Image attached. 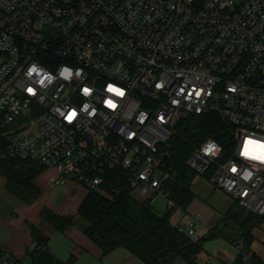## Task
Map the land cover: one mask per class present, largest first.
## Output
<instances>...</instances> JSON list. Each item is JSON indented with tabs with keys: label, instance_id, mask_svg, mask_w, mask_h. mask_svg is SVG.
I'll return each mask as SVG.
<instances>
[{
	"label": "built area",
	"instance_id": "obj_1",
	"mask_svg": "<svg viewBox=\"0 0 264 264\" xmlns=\"http://www.w3.org/2000/svg\"><path fill=\"white\" fill-rule=\"evenodd\" d=\"M190 114L235 130L229 151L207 138L187 165L264 218V0H0L3 154L94 190L123 170L136 196L171 209L161 146ZM197 220L176 225L193 235Z\"/></svg>",
	"mask_w": 264,
	"mask_h": 264
},
{
	"label": "trees",
	"instance_id": "obj_2",
	"mask_svg": "<svg viewBox=\"0 0 264 264\" xmlns=\"http://www.w3.org/2000/svg\"><path fill=\"white\" fill-rule=\"evenodd\" d=\"M235 127L229 121L216 114H190L179 122L176 133L168 140L162 150L166 171L169 173L167 192L175 202L171 209L157 212L151 200L136 196L129 185V175L123 170L107 172L99 190L91 189L80 204L77 215L87 224L81 230L97 247L102 256L123 247L139 257L144 264H175L184 259L196 263L204 249L205 237H195L180 232L171 221L178 209L186 211L196 194L193 182L197 176L187 165V159L194 147L207 138H214L226 151L233 143ZM8 145V138L0 136V174L7 180L8 190L22 201L30 204L42 194L41 189L33 184L44 170L39 162L19 155L3 154ZM45 220L58 232L66 233L76 224L74 215H62L48 207L42 210ZM223 229H213L207 235H225L229 226L241 230V239L247 251L254 240L253 229L264 223V218L242 207L236 200L227 212ZM35 247L28 249L30 260L23 262L6 256L0 245V263L7 259L9 264H73L77 255L71 254L68 261L57 257L49 248L48 235L32 226ZM235 237L231 238L234 239ZM257 264L261 261L253 254ZM231 264H246L240 254Z\"/></svg>",
	"mask_w": 264,
	"mask_h": 264
},
{
	"label": "rangeland",
	"instance_id": "obj_3",
	"mask_svg": "<svg viewBox=\"0 0 264 264\" xmlns=\"http://www.w3.org/2000/svg\"><path fill=\"white\" fill-rule=\"evenodd\" d=\"M55 170L51 167L44 168L43 172L34 179L42 194L38 199L28 204L13 195L7 188V180L0 174V245L5 250L6 256L19 259L23 262L30 260L28 249L35 247L31 234L32 226L50 237L49 244L58 256L68 260V246L70 242L63 233L56 231L44 218L42 210L48 207L62 215H74L76 224L66 232L82 234V226L87 223L77 215L78 208L89 191V187L77 181L56 183L51 181ZM197 179L203 180L205 185L195 187L196 197L186 211L178 209L174 212L171 221L177 224L180 220L187 221L191 216H197L195 222V237H205L203 251L198 256L199 264H206L209 258L231 264L237 257V249L232 245L231 238L241 239V230L229 226L224 234H230V239L225 235H207L213 229H223L227 219V212L235 199L221 188L213 185L207 177L198 175ZM196 179V180H197ZM196 184V182H195ZM154 209L163 213L167 208V200L158 195L152 201ZM254 240L249 245V250L264 262V223L253 229ZM75 251V250H74ZM12 253V254H11Z\"/></svg>",
	"mask_w": 264,
	"mask_h": 264
},
{
	"label": "crops",
	"instance_id": "obj_4",
	"mask_svg": "<svg viewBox=\"0 0 264 264\" xmlns=\"http://www.w3.org/2000/svg\"><path fill=\"white\" fill-rule=\"evenodd\" d=\"M198 175L195 177L193 182V190L195 192V187H199L200 184H204L203 180L197 179ZM207 177V176H205ZM197 179V180H196ZM207 179H209L207 177ZM210 181V180H209ZM196 182V184H195ZM207 184V183H206ZM200 188V187H199ZM196 194V193H195ZM61 233V232H60ZM68 237L70 245L68 246V253L70 254L68 260L72 253L77 255L73 264H144L143 261L131 253L128 249L120 247L109 254L102 256L101 250L97 247L86 235L80 232L77 234L63 233ZM50 240V239H49ZM50 250L60 259L64 261L65 257L58 256L56 251L51 248L48 243ZM75 250V251H74ZM12 254V253H11Z\"/></svg>",
	"mask_w": 264,
	"mask_h": 264
},
{
	"label": "snow or ice",
	"instance_id": "obj_5",
	"mask_svg": "<svg viewBox=\"0 0 264 264\" xmlns=\"http://www.w3.org/2000/svg\"><path fill=\"white\" fill-rule=\"evenodd\" d=\"M29 91H32V90L29 89ZM85 91H87V89ZM113 91H117L118 92V90H113ZM109 103H111V102H109ZM74 116H75V113L74 112L73 113H70L68 115V119L71 120ZM261 147L264 148V145H261ZM245 154H247V153H245ZM259 158H264V157H259ZM233 171H236V169H233Z\"/></svg>",
	"mask_w": 264,
	"mask_h": 264
},
{
	"label": "water",
	"instance_id": "obj_6",
	"mask_svg": "<svg viewBox=\"0 0 264 264\" xmlns=\"http://www.w3.org/2000/svg\"><path fill=\"white\" fill-rule=\"evenodd\" d=\"M165 157H167V155Z\"/></svg>",
	"mask_w": 264,
	"mask_h": 264
}]
</instances>
